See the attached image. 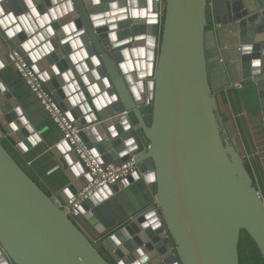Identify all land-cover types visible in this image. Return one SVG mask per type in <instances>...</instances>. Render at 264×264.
<instances>
[{
    "label": "water",
    "instance_id": "obj_1",
    "mask_svg": "<svg viewBox=\"0 0 264 264\" xmlns=\"http://www.w3.org/2000/svg\"><path fill=\"white\" fill-rule=\"evenodd\" d=\"M160 1L0 0V264H241L243 231L264 260L260 187L216 97L255 86L264 130V0H163L161 22ZM15 46L88 147L115 163L136 155L139 172L83 205L141 188L139 207L100 244L4 143L26 151L45 124L10 63ZM52 151L67 200L88 175L67 142Z\"/></svg>",
    "mask_w": 264,
    "mask_h": 264
},
{
    "label": "crops",
    "instance_id": "obj_2",
    "mask_svg": "<svg viewBox=\"0 0 264 264\" xmlns=\"http://www.w3.org/2000/svg\"><path fill=\"white\" fill-rule=\"evenodd\" d=\"M15 77V74H11ZM243 84V83H242ZM27 87V86H26ZM24 86L23 89H26ZM219 103V111L223 119L232 121L238 138L240 152H248L253 155V163L256 168L259 186L264 188V130L262 128L263 117L259 104V96L255 86H248L244 90L234 87V84L216 94ZM30 95L23 100L29 101ZM38 101V100H36ZM41 104V103H40ZM38 103V105H40ZM42 106V105H41ZM40 108L43 109V106ZM42 111V110H41ZM44 111V110H43ZM42 111V112H43ZM39 120L45 122L40 131L41 141L34 144L26 151L18 150L15 143L5 139L4 143L10 152H12L19 163L26 169L29 175L49 194L57 195L69 183L66 170L60 165L58 157L53 153L52 148L61 142L62 133L49 118L47 112H43ZM138 141L141 147L146 145L147 141L138 134ZM134 183L121 185L114 197H105L102 202L94 203V208L86 210L82 216V221L88 233L99 240V244L105 236L110 234L119 226L125 223L122 218V210L114 212L112 206H122L132 204V200L140 195L141 188L134 187ZM136 186V185H135ZM155 196H153L154 198ZM98 204V205H97ZM108 210L103 219L96 216V208ZM109 207V209H108ZM118 216V217H117ZM111 222V223H110ZM109 223V224H108Z\"/></svg>",
    "mask_w": 264,
    "mask_h": 264
},
{
    "label": "built area",
    "instance_id": "obj_3",
    "mask_svg": "<svg viewBox=\"0 0 264 264\" xmlns=\"http://www.w3.org/2000/svg\"><path fill=\"white\" fill-rule=\"evenodd\" d=\"M164 2L160 1V10L158 12L160 22L164 14ZM209 14L213 20V1L208 4ZM220 24H218L219 26ZM158 45V44H157ZM10 63L19 73L20 77L28 86L29 90L36 95V99L41 102L54 124L62 133V140L71 146L72 150L77 156V159L83 164L85 173L88 175V180L76 193L67 197V200L61 199L58 195L55 196L57 204L66 211L68 216L78 225L95 244H99L97 238L92 237L84 226L81 218L84 214V203L92 198L98 191L104 187H112L127 177L139 172V165L136 160V155L130 154L129 158L123 162L115 163L112 160H104L102 153H96L92 148L88 147L84 141L81 133L84 128L76 121L70 119L68 112L63 110L59 102L50 96L43 88V79L40 73L34 71L26 60L25 54H21L18 47L11 48L8 52ZM233 85V84H232ZM234 87L241 89L243 84L241 82L234 83ZM145 104H151L148 98V91H145ZM149 144L146 143L142 149L147 150ZM242 158L249 168L251 174L257 179L256 168L253 163V155L244 151L241 152ZM84 173V174H85ZM260 187V186H259ZM261 198L264 203V188L260 187ZM156 200V199H155Z\"/></svg>",
    "mask_w": 264,
    "mask_h": 264
},
{
    "label": "rangeland",
    "instance_id": "obj_4",
    "mask_svg": "<svg viewBox=\"0 0 264 264\" xmlns=\"http://www.w3.org/2000/svg\"><path fill=\"white\" fill-rule=\"evenodd\" d=\"M39 104L41 103L40 101H37ZM41 105V104H40ZM42 107V106H41ZM41 110L43 111V109L41 108ZM44 112V111H43ZM6 139H9L10 141H12L9 137H7ZM114 197V200H115V196H113ZM139 199L137 198V197H135L133 200H132V204H125V207H122L121 205L120 206H117V205H115L114 207L112 206V210L116 213V212H118V211H120V210H122V213H123V216H122V218H125L126 216H129V214L131 213V212H135L136 211V209L139 207V205H140V203H139ZM108 209H109V207H108ZM107 213H109V211L108 210H104V209H100V208H96V210H95V215L96 216H100V217H102L103 219H105V215L107 214ZM117 214H119V212L118 213H116V215ZM118 217V216H117ZM81 220H82V218H81ZM106 220V219H105ZM83 222V221H82ZM111 223V222H110ZM109 224V223H108ZM85 225V224H84ZM246 241H247V237H246V234H243L242 235V248H241V253H242V257L243 258H246V256H250L251 255V251H249V250H247V244H246ZM251 262H252V264H261L260 262L259 263H257L256 261H255V259L253 258V259H251Z\"/></svg>",
    "mask_w": 264,
    "mask_h": 264
},
{
    "label": "trees",
    "instance_id": "obj_5",
    "mask_svg": "<svg viewBox=\"0 0 264 264\" xmlns=\"http://www.w3.org/2000/svg\"><path fill=\"white\" fill-rule=\"evenodd\" d=\"M243 234H246V237H247V241H246V244H247V250L251 251V255L248 257L246 256V258H243L242 257V253H241V248H242V237H241V241H240V246H239V250H240V262L241 264H252L251 262V259H255V261L257 263H261V264H264V260L263 258L261 257V254L255 244V242L252 240V238L245 232L243 231L242 235Z\"/></svg>",
    "mask_w": 264,
    "mask_h": 264
},
{
    "label": "bare ground",
    "instance_id": "obj_6",
    "mask_svg": "<svg viewBox=\"0 0 264 264\" xmlns=\"http://www.w3.org/2000/svg\"><path fill=\"white\" fill-rule=\"evenodd\" d=\"M148 13V12H147Z\"/></svg>",
    "mask_w": 264,
    "mask_h": 264
}]
</instances>
